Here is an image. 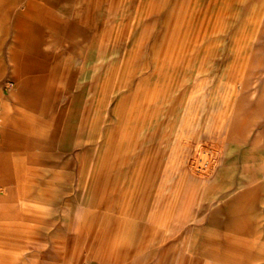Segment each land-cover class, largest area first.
Returning <instances> with one entry per match:
<instances>
[{
  "label": "rangeland",
  "instance_id": "obj_1",
  "mask_svg": "<svg viewBox=\"0 0 264 264\" xmlns=\"http://www.w3.org/2000/svg\"><path fill=\"white\" fill-rule=\"evenodd\" d=\"M263 13L264 0H97L94 20L63 40L46 30L35 55L0 21L18 208L34 227L62 212L59 235H34L18 258L215 264L250 221L245 192L264 190L240 177L264 170Z\"/></svg>",
  "mask_w": 264,
  "mask_h": 264
},
{
  "label": "crops",
  "instance_id": "obj_2",
  "mask_svg": "<svg viewBox=\"0 0 264 264\" xmlns=\"http://www.w3.org/2000/svg\"><path fill=\"white\" fill-rule=\"evenodd\" d=\"M96 5L97 0H0V21L14 22V30L25 37L21 45L24 50L15 49V52L45 54L49 50H41L39 42L41 44L46 30L60 40L67 36L72 38L74 32L81 29L77 23L86 19L94 20L89 16L96 15ZM38 31L39 34L33 35V32ZM256 38L258 43L254 53L261 60L262 57L264 59V13L262 27ZM24 59L25 62L29 60L27 57ZM64 66L62 63L60 69L64 70ZM48 67L46 64L37 69L45 70ZM11 70L14 74V63ZM60 77L66 80L64 76ZM253 175L264 177V170L257 168L255 172L240 173V177ZM17 179V143L10 137L8 141L0 144V264H64L63 260L50 257L45 249L35 259L32 256V248L25 252L23 258H18V247H32L34 235L40 236L41 241H48L50 235H59L62 212L60 208L53 207L47 212L46 220L37 227H34L32 221L24 220L23 213L18 208L21 196ZM261 187L255 184V189L251 187L245 192L250 198V221L238 224L239 232L234 236L232 243L224 241L223 247L218 249L215 264H264V205L258 200L264 198V190ZM258 215H262L261 221L257 220ZM51 227L52 234L49 232ZM257 230L263 231L261 237L257 236Z\"/></svg>",
  "mask_w": 264,
  "mask_h": 264
},
{
  "label": "bare ground",
  "instance_id": "obj_3",
  "mask_svg": "<svg viewBox=\"0 0 264 264\" xmlns=\"http://www.w3.org/2000/svg\"><path fill=\"white\" fill-rule=\"evenodd\" d=\"M36 27H37V25H36ZM15 31V30H14ZM199 154V153H198Z\"/></svg>",
  "mask_w": 264,
  "mask_h": 264
}]
</instances>
